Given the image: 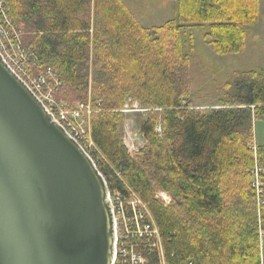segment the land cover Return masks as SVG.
<instances>
[{
  "label": "trees",
  "instance_id": "trees-1",
  "mask_svg": "<svg viewBox=\"0 0 264 264\" xmlns=\"http://www.w3.org/2000/svg\"><path fill=\"white\" fill-rule=\"evenodd\" d=\"M174 1V19L146 28L122 0H4L31 74H56L59 104L90 97V137L102 158L96 166L109 185L112 165L147 204L165 264H261L250 169L253 122L264 118V70L227 83L209 109L193 105L189 77L194 31L215 54H239L260 0ZM127 100L146 115L137 158L122 140ZM256 161L264 170V146ZM115 187L127 193L121 182ZM156 191L171 203L155 199ZM259 197L264 215V192ZM139 250L147 264H160L158 249Z\"/></svg>",
  "mask_w": 264,
  "mask_h": 264
},
{
  "label": "water",
  "instance_id": "water-1",
  "mask_svg": "<svg viewBox=\"0 0 264 264\" xmlns=\"http://www.w3.org/2000/svg\"><path fill=\"white\" fill-rule=\"evenodd\" d=\"M109 188L0 54V264H112Z\"/></svg>",
  "mask_w": 264,
  "mask_h": 264
},
{
  "label": "rangeland",
  "instance_id": "rangeland-1",
  "mask_svg": "<svg viewBox=\"0 0 264 264\" xmlns=\"http://www.w3.org/2000/svg\"><path fill=\"white\" fill-rule=\"evenodd\" d=\"M124 3L144 26H161L165 21L175 18L176 3L174 0H124ZM139 12L142 18L139 17ZM246 33V45L241 53L219 56L206 44L203 39V32L194 31L195 52L192 55L189 67V77L191 82L192 101L197 109H209L218 106L219 100L224 96L227 83L236 82L238 78L240 80H247L243 73L251 70H264V0H260L258 23L255 26L246 28ZM52 95L54 98V93H52ZM71 104L72 105H66L56 102V105L69 109L78 108V105L82 103L72 102ZM83 104L88 108L83 111L79 119H76V123L79 130L83 131V133H87V140L84 141L87 153L95 164L97 162L100 163L102 160L100 153L96 150L93 142L91 144L88 140L91 120L94 116L93 103L90 97L88 101ZM123 112L122 140L130 157L137 158L140 151L144 149L146 145V141L139 132V124L146 118V115L144 111L139 109V105L136 102H131L130 100L126 101ZM159 127L160 126H158V128ZM252 133L254 142L259 145H264V118L254 121ZM253 147L252 145L251 150L254 153L255 162L250 172L254 166H258L261 169V175L264 177V170L256 161V151L253 150ZM108 166L116 177L113 178L112 175L108 176L110 180L108 183L110 196L113 197V199L118 198L120 202L124 203L127 194L130 192L133 193V190L126 183L124 177L121 176L112 165ZM119 182L124 186V190L127 192L126 194L121 193V191L115 187ZM255 193L257 196L256 213L259 219L258 238L260 258L261 264H264V241L261 245L259 236L260 228L264 230L261 225V218H264V215L261 214L263 205L259 197L262 193L259 195L256 191ZM154 197L162 203H164L163 198L167 197L168 204L171 203L170 196L164 191H156Z\"/></svg>",
  "mask_w": 264,
  "mask_h": 264
},
{
  "label": "built area",
  "instance_id": "built-area-1",
  "mask_svg": "<svg viewBox=\"0 0 264 264\" xmlns=\"http://www.w3.org/2000/svg\"><path fill=\"white\" fill-rule=\"evenodd\" d=\"M0 54L9 68L42 102L53 119L86 151L84 141L87 140V133H83L78 129L76 119H79L88 107L85 104H79L78 108L69 109L56 105L52 93L54 88L58 86V82L57 76L51 69H47L44 74L31 75L26 50L20 45L16 27L8 14L4 0H0ZM88 140L92 144L90 135H88ZM251 181L258 195L264 191V177L261 176V169L258 166H255L251 171ZM166 198H163V201L168 204ZM109 200L112 204L115 224L112 264H147L146 258L139 250L140 247L143 249H158L160 264H165L158 229L147 204L132 192L124 199V203L120 202L118 198L113 199L110 193ZM259 236L262 245L264 230L261 228ZM141 239H145L147 243H137Z\"/></svg>",
  "mask_w": 264,
  "mask_h": 264
},
{
  "label": "crops",
  "instance_id": "crops-1",
  "mask_svg": "<svg viewBox=\"0 0 264 264\" xmlns=\"http://www.w3.org/2000/svg\"><path fill=\"white\" fill-rule=\"evenodd\" d=\"M123 1V3H124V0H122ZM125 4V3H124ZM125 6H126V4H125ZM127 7V6H126ZM128 8V7H127ZM128 10L131 12V10L128 8ZM132 13V12H131ZM132 15L135 17V19L139 22V20L136 18V16L132 13ZM138 15H139V17H141L142 18V15L140 14V12L138 13ZM140 18V19H141ZM172 20V19H171ZM167 21H170V20H167ZM167 21H165L164 22V24L167 22ZM259 21V20H258ZM139 24L141 25V26H143V27H146V28H152V27H158V26H144V25H142V23L141 22H139ZM255 121V120H254ZM254 123V122H253ZM252 144H253V146L254 147H259V146H264V145H259V144H257V143H255L254 142V139L252 140Z\"/></svg>",
  "mask_w": 264,
  "mask_h": 264
},
{
  "label": "bare ground",
  "instance_id": "bare-ground-1",
  "mask_svg": "<svg viewBox=\"0 0 264 264\" xmlns=\"http://www.w3.org/2000/svg\"><path fill=\"white\" fill-rule=\"evenodd\" d=\"M253 150H255V151H256V148H254V147H253ZM254 167H255V166H254ZM164 262H165V261H164Z\"/></svg>",
  "mask_w": 264,
  "mask_h": 264
}]
</instances>
